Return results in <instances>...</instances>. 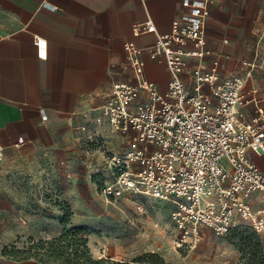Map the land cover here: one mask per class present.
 Segmentation results:
<instances>
[{
	"label": "built area",
	"instance_id": "built-area-1",
	"mask_svg": "<svg viewBox=\"0 0 264 264\" xmlns=\"http://www.w3.org/2000/svg\"><path fill=\"white\" fill-rule=\"evenodd\" d=\"M133 34L156 35L146 50L134 42L125 44L137 83L114 84L97 109L99 115L86 116L78 128L90 134L83 141L99 135L105 125L129 139L123 152L106 161L103 171L109 177L102 193L109 200L129 195L172 204L177 248L195 249L207 234L228 239L241 226L264 238V171L250 155L264 154V92L246 87L260 55L243 63L249 68L246 78L221 80L217 61L203 68L211 55L205 23L177 22L170 33L160 34L148 18L134 25ZM35 39L39 58L46 59L48 42ZM145 52L166 65V92L147 79ZM248 107L253 108L250 116ZM3 157L0 143V162Z\"/></svg>",
	"mask_w": 264,
	"mask_h": 264
},
{
	"label": "crops",
	"instance_id": "crops-1",
	"mask_svg": "<svg viewBox=\"0 0 264 264\" xmlns=\"http://www.w3.org/2000/svg\"><path fill=\"white\" fill-rule=\"evenodd\" d=\"M148 18L160 34L177 22L205 23L211 55L203 68L217 61L221 80L246 78L243 63L259 54L246 87L264 92V0H0V143L7 161L36 150L76 152L78 128L99 115L114 84L137 83L125 44H154L155 34H133ZM37 37L48 42L46 59L38 56ZM144 60L147 79L166 92V65L146 52ZM250 155L264 171V154ZM255 199L260 205L261 196Z\"/></svg>",
	"mask_w": 264,
	"mask_h": 264
},
{
	"label": "rangeland",
	"instance_id": "rangeland-1",
	"mask_svg": "<svg viewBox=\"0 0 264 264\" xmlns=\"http://www.w3.org/2000/svg\"><path fill=\"white\" fill-rule=\"evenodd\" d=\"M102 131L88 141L83 139L90 134L81 133L70 155L36 150L0 162V264H45L33 257L35 250L28 252L31 239L55 245L63 235L71 247L44 255L46 264L61 263L78 241L86 243L95 260L108 264L239 262V240L207 234L195 249L177 248L170 203L129 195L107 199L101 188L109 174L103 168L112 154L127 148L129 139L108 128ZM68 214L69 223L63 225Z\"/></svg>",
	"mask_w": 264,
	"mask_h": 264
},
{
	"label": "trees",
	"instance_id": "trees-1",
	"mask_svg": "<svg viewBox=\"0 0 264 264\" xmlns=\"http://www.w3.org/2000/svg\"><path fill=\"white\" fill-rule=\"evenodd\" d=\"M69 216L67 215L64 219L61 220L63 225L69 223ZM68 237L67 235H63L58 241L55 242V245H50L47 242H34L31 239V246L28 249V252L31 253L34 250L33 257L39 259L43 263H47L44 260V255L49 254L50 252L54 253L56 250L61 252H65L68 250L71 245L66 244ZM231 241H242L241 247L239 249L240 252V263L239 264H264V245L263 238H261L258 234L253 232L247 226H241L228 238ZM83 242V241H82ZM83 261V262H82ZM109 262L105 259L95 260L87 248L86 243H76L74 250L70 252L65 260H63L59 264H108Z\"/></svg>",
	"mask_w": 264,
	"mask_h": 264
}]
</instances>
